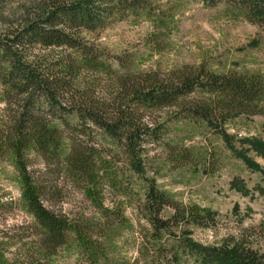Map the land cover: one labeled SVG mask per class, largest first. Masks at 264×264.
I'll return each mask as SVG.
<instances>
[{"label":"trees","instance_id":"1","mask_svg":"<svg viewBox=\"0 0 264 264\" xmlns=\"http://www.w3.org/2000/svg\"><path fill=\"white\" fill-rule=\"evenodd\" d=\"M201 1L223 3L233 15L264 27V0ZM145 7L146 0H37L23 5L16 28L0 35V159L9 158L17 171L22 209L30 217L22 227L29 242L21 264H48L69 239L97 257L94 242L110 214L100 198L103 181L114 182L110 162L122 158L133 172L144 173L146 145L162 137V115L224 135L234 115L264 113V79L258 73L220 72L204 63L142 69L128 54H110L81 36L118 13ZM37 45L60 51L29 59ZM93 131L106 147L85 139ZM30 153L42 160L45 174L54 168L79 184L102 220L54 209L59 188L30 168ZM176 153L185 162L191 158L187 150ZM165 209L169 216L162 214ZM137 210L150 227L140 250L147 264H175L186 254L198 264H264V252L241 239L220 246L194 241L190 227L211 225L215 212L177 202L154 183ZM174 230L179 233L173 240L165 239Z\"/></svg>","mask_w":264,"mask_h":264},{"label":"rangeland","instance_id":"2","mask_svg":"<svg viewBox=\"0 0 264 264\" xmlns=\"http://www.w3.org/2000/svg\"><path fill=\"white\" fill-rule=\"evenodd\" d=\"M32 1L37 0H0V35L16 28L23 5ZM81 36L110 54H128L142 69L204 63L212 70L249 71L264 79V27L233 15L223 3L207 6L201 0H146L144 9L118 13L102 28L82 31ZM58 51L37 45L29 50L28 58H52ZM2 89L0 85V112ZM157 121L163 125L162 137L146 145L144 173L133 172L122 158L110 162L114 182L106 178L100 192L110 214L103 222L102 236L94 242L97 257H89L69 239L49 257L48 264H147L140 250L150 227L137 206L149 183L177 202L215 212L211 225L190 227L189 236L197 243L220 246L231 245V238L241 239L249 248L264 252V113L234 115L224 125V135L188 120L162 115ZM85 139L106 147L95 131ZM184 149L191 157L187 162L176 153ZM29 161L44 183L59 188L54 209L102 220L79 184L62 173L57 175L54 168L45 174V165L34 153L29 154ZM162 214L169 216L171 210ZM27 223L30 217L22 209L18 173L9 158H1L0 264L23 261L29 238L22 227ZM178 233L174 230L165 239L171 241ZM175 264L198 262L186 254Z\"/></svg>","mask_w":264,"mask_h":264}]
</instances>
